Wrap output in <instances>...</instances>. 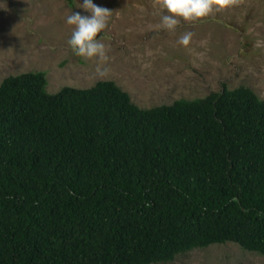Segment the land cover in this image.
Segmentation results:
<instances>
[{"label":"trees","instance_id":"obj_1","mask_svg":"<svg viewBox=\"0 0 264 264\" xmlns=\"http://www.w3.org/2000/svg\"><path fill=\"white\" fill-rule=\"evenodd\" d=\"M45 84L0 81V264H157L225 242L264 256L250 88L141 108L111 80Z\"/></svg>","mask_w":264,"mask_h":264},{"label":"rangeland","instance_id":"obj_2","mask_svg":"<svg viewBox=\"0 0 264 264\" xmlns=\"http://www.w3.org/2000/svg\"><path fill=\"white\" fill-rule=\"evenodd\" d=\"M113 11L101 34L109 61L97 74V59L74 54L68 40L72 12L91 16L83 0H0V81L7 75L44 71L46 92L85 88L111 80L138 107L202 97L222 86H246L264 99V0H242L175 32L161 29L157 0H93ZM191 31L190 46L178 43ZM100 38V37H98ZM157 264H264V256L232 242L213 243Z\"/></svg>","mask_w":264,"mask_h":264},{"label":"clouds","instance_id":"obj_3","mask_svg":"<svg viewBox=\"0 0 264 264\" xmlns=\"http://www.w3.org/2000/svg\"><path fill=\"white\" fill-rule=\"evenodd\" d=\"M241 2L242 0H157L159 7L166 10V14H161L158 27L175 32L181 21L195 23L210 17L214 11L226 10ZM80 7L85 12H90L91 16H84L79 12H72L67 16L66 22L72 26L68 44L75 55L89 60L97 59V74L105 76L107 70L101 65L109 61L110 49L103 42L101 34L108 28L113 11L93 3V0H83ZM193 35L191 31L185 32L179 37L178 43L187 48Z\"/></svg>","mask_w":264,"mask_h":264}]
</instances>
